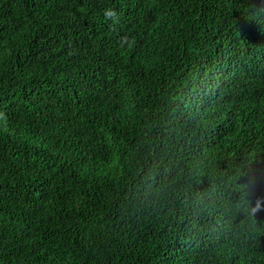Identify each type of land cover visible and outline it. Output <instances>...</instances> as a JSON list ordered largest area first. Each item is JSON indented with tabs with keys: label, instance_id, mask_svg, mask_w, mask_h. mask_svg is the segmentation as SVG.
I'll list each match as a JSON object with an SVG mask.
<instances>
[{
	"label": "trees",
	"instance_id": "1",
	"mask_svg": "<svg viewBox=\"0 0 264 264\" xmlns=\"http://www.w3.org/2000/svg\"><path fill=\"white\" fill-rule=\"evenodd\" d=\"M0 264H264V0H0Z\"/></svg>",
	"mask_w": 264,
	"mask_h": 264
},
{
	"label": "clouds",
	"instance_id": "2",
	"mask_svg": "<svg viewBox=\"0 0 264 264\" xmlns=\"http://www.w3.org/2000/svg\"><path fill=\"white\" fill-rule=\"evenodd\" d=\"M105 15H106V17L111 18V17L115 16V13L112 11H106ZM124 43H128L127 37L122 38L121 46H123ZM129 47H131V43H129ZM259 210H260V204L259 203H257V205L251 209L253 214H255Z\"/></svg>",
	"mask_w": 264,
	"mask_h": 264
}]
</instances>
